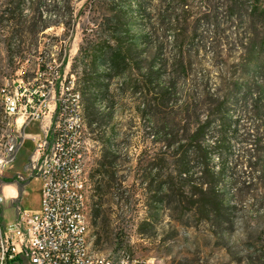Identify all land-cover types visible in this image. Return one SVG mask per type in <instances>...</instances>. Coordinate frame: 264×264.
Masks as SVG:
<instances>
[{
    "label": "trees",
    "instance_id": "obj_1",
    "mask_svg": "<svg viewBox=\"0 0 264 264\" xmlns=\"http://www.w3.org/2000/svg\"><path fill=\"white\" fill-rule=\"evenodd\" d=\"M11 2L0 13L10 41L52 26L71 33L78 18H86L72 63L73 72L82 71L80 77L76 72L82 95L105 98L114 81L118 91L141 96L153 143L160 144L150 164L168 166L164 191L189 195L197 209L217 217L226 208L218 186L231 142L228 107L241 90L246 99L256 77L264 76V0H27V7L24 0ZM256 102L244 107L250 127L233 175L239 186L264 177V117L253 114Z\"/></svg>",
    "mask_w": 264,
    "mask_h": 264
},
{
    "label": "rangeland",
    "instance_id": "obj_2",
    "mask_svg": "<svg viewBox=\"0 0 264 264\" xmlns=\"http://www.w3.org/2000/svg\"><path fill=\"white\" fill-rule=\"evenodd\" d=\"M11 3L0 0V13ZM24 3L27 7V0ZM82 4H76L75 13ZM6 27L0 22V138L9 132L2 116L5 87L20 78L32 85H47L54 78L53 71L59 72L65 86L74 82L71 93L80 96L87 148L88 237L97 257L127 250L149 264H264V177L245 186L233 181V175H238L235 166L244 146L243 136L250 127L244 107L257 99L253 114L264 117V94H260L264 76L256 77L246 99L245 90H241L228 107L231 142L218 186L226 208L215 217L207 208L205 213L197 209L189 195L164 191L168 166L159 161L150 164L152 157H159L160 144L153 143L152 125L148 115H143L141 96L130 90L118 91L114 81L108 83L105 98L82 95V71L78 68L73 72L72 63L79 53L86 18L79 17L71 33L62 26H52L20 40L10 41ZM204 116L200 115L201 123ZM39 130V124L33 123L25 133L38 135ZM34 148V142L26 140L15 169L0 175V185L8 184V180L14 184L2 191L1 227L5 224L8 229L18 207L30 213L40 210L42 183L19 181L14 173L21 170ZM260 161L264 163V156ZM212 165L217 168V160ZM178 187L173 184L174 189Z\"/></svg>",
    "mask_w": 264,
    "mask_h": 264
},
{
    "label": "built area",
    "instance_id": "obj_3",
    "mask_svg": "<svg viewBox=\"0 0 264 264\" xmlns=\"http://www.w3.org/2000/svg\"><path fill=\"white\" fill-rule=\"evenodd\" d=\"M53 74L47 85L20 78L2 90V116L9 132L0 138V175L15 169L26 140L34 142L33 152L14 173L19 181L39 180L42 197L38 212L18 207L8 229L0 225V264H105L112 257L96 258L85 223L87 148L80 96L71 93L73 81L65 86L59 72ZM33 123L39 124V133L27 135L25 129ZM4 202L0 192V207ZM70 219H77V226H70ZM123 264L149 263L126 250Z\"/></svg>",
    "mask_w": 264,
    "mask_h": 264
},
{
    "label": "bare ground",
    "instance_id": "obj_4",
    "mask_svg": "<svg viewBox=\"0 0 264 264\" xmlns=\"http://www.w3.org/2000/svg\"><path fill=\"white\" fill-rule=\"evenodd\" d=\"M76 95H78L76 93ZM81 119L84 120L83 115H81ZM85 223L89 224L88 221V213L85 216ZM70 226H77V219H70ZM126 251L125 250H119L116 253L112 254V257H106L105 258V264H123V258H125ZM96 258H103V257H97Z\"/></svg>",
    "mask_w": 264,
    "mask_h": 264
},
{
    "label": "crops",
    "instance_id": "obj_5",
    "mask_svg": "<svg viewBox=\"0 0 264 264\" xmlns=\"http://www.w3.org/2000/svg\"><path fill=\"white\" fill-rule=\"evenodd\" d=\"M44 125H47V121L44 122ZM11 185H14V184L13 183H8V184H5V185L1 184L0 185V192L2 193L4 188H7V187L9 188Z\"/></svg>",
    "mask_w": 264,
    "mask_h": 264
}]
</instances>
